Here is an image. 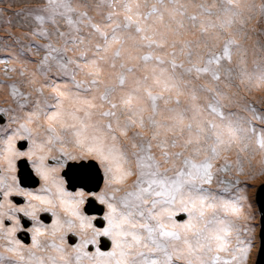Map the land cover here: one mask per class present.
I'll return each instance as SVG.
<instances>
[{
  "label": "snow or ice",
  "instance_id": "1",
  "mask_svg": "<svg viewBox=\"0 0 264 264\" xmlns=\"http://www.w3.org/2000/svg\"><path fill=\"white\" fill-rule=\"evenodd\" d=\"M256 10L241 0H44L18 14L29 32L4 39L42 55L30 75L19 72L35 98L0 81L16 106L4 110L16 127L0 128L11 174H0V264H249L256 226L238 177L253 140L264 153V109L227 89L234 72L240 83L264 84V67L248 70L241 43ZM17 141L31 147L21 151ZM25 158L47 195L20 186L15 162ZM65 169L83 185L74 194ZM101 179L99 191L84 190ZM16 196L28 203L18 206ZM90 199L106 209L100 226L83 211ZM38 212L56 217L51 241L40 240L49 230ZM21 214L35 221L30 247L16 238ZM68 234L78 242L69 246ZM253 264H264V232Z\"/></svg>",
  "mask_w": 264,
  "mask_h": 264
},
{
  "label": "rangeland",
  "instance_id": "2",
  "mask_svg": "<svg viewBox=\"0 0 264 264\" xmlns=\"http://www.w3.org/2000/svg\"><path fill=\"white\" fill-rule=\"evenodd\" d=\"M181 2H185V0H181ZM194 2L199 3L201 2V0H194ZM216 2L223 3L224 0H216ZM43 3L44 0H0V22L11 26L24 23L23 16L18 14H23L26 13L29 9L42 6ZM241 3L252 4L257 6V10L251 14V19L247 23L246 31L249 39L241 41V43H243L244 46L248 49V55L246 57V60H247L248 70L251 72L253 71V69L256 67L257 64H259L261 67H264V15H262L259 12V6L264 4V0H241ZM63 24H64L63 20L59 18L56 20V25L60 26L61 31L64 30ZM48 28L49 31H55V26L52 24H49ZM253 29L254 31H252ZM0 32H4L5 37H7L10 33L14 36H19V35L27 34L29 32V28L24 27V29L19 30L12 27L8 28L6 26H0ZM1 37L2 36L0 35V38ZM28 43H31V41L25 40V44ZM36 43H39V39H36ZM6 46H7V50L0 52V56L2 57L0 58V79H5V82H7V84H10L12 82L21 83L22 84L21 90L26 93L32 92L33 98H35L36 93L33 91L31 87L27 86L26 79L24 77H21L19 74L20 72L19 68L22 67L24 68V66L35 65V67H37L35 63H33L31 60H28V58H31L32 55H28L26 52H22L18 45H12L10 41H8ZM222 46H223V41L221 40L218 46L216 47L215 51L218 53L220 49H222ZM33 51L35 52V49ZM13 55L15 57L19 55V57H23V58H20L19 60L8 59V57H12ZM38 55H42V53ZM4 60H7V63L3 62ZM224 67L227 68L228 65L225 63ZM5 69L8 70L6 71ZM11 69H16V71H11ZM29 71L30 72L32 71L31 67H29ZM83 78L84 77L82 76L77 77V79H83ZM228 84L229 87L227 90L230 91L231 93H234L237 96V98L240 100L241 104L245 101H248L255 103L258 108L264 109V84H258L255 80L252 81L246 80L244 83H240L239 77L235 74V72L233 73L232 79L228 81ZM50 92L51 90L46 88L45 96L48 97L50 95ZM2 96H8V90L5 87L3 90L0 91V105H2L0 107V128H2L5 125L9 126L10 128H15L16 125L14 123H11L12 114L5 115L4 110L9 108L15 109L16 106L14 103H12L11 100H10L11 105H8L5 101L6 99H3ZM49 102H52L50 100V97H49ZM238 108L239 105L234 104L232 106L233 111H237ZM8 118L10 119L9 122L5 123V120H7ZM41 131H43V129H41ZM2 136L3 133L0 132V137ZM29 145L31 146L29 141H17V148L21 147L24 150ZM2 151L3 148L2 146H0V153H2ZM53 154L58 155V153H53ZM228 158L230 162L236 161L237 160L236 152L233 151V153ZM240 159H241V163L243 164L244 171L243 174L240 175L238 178L241 182V185L247 184L249 186L248 199H250L252 203L249 210L251 211L252 217H254V219H251L250 222H252L256 226L255 241H254L256 247L253 249L252 260L249 261V264H253V262L256 260V253L260 248L259 241H260V234L262 233L261 221H260L261 211L259 209V204L257 200V192L259 187H261L264 184V153H261L258 149H256L255 140H253L252 146L242 154ZM30 162L32 163L31 160ZM65 172H68V170L67 169L63 170L60 173V175L64 176L66 181V187L68 188L71 179L68 175L67 176L64 175ZM0 174L6 175V172L3 169L1 163H0ZM231 178L235 179L236 177L232 176ZM40 182H42V179ZM75 184H79V182L73 180L72 186H74ZM101 186L102 183L100 182V184L98 185V189L93 188L94 184L93 186L90 187V189L93 192L99 191ZM212 187L215 191H218L220 195H224L227 198L228 193H224L222 191L223 186L214 184ZM68 191L72 193L71 190ZM91 201L92 203L94 202V200L92 199ZM92 211L97 212V209L94 208V210ZM105 211L106 209L104 208V213ZM241 220L243 221V219ZM241 220H239V223H241ZM49 235H51L50 232H47L45 234V241H49L51 239ZM232 246L235 247V244L233 243ZM38 255H43V254L38 253ZM221 255L222 258H228L227 253H222Z\"/></svg>",
  "mask_w": 264,
  "mask_h": 264
},
{
  "label": "flooded vegetation",
  "instance_id": "3",
  "mask_svg": "<svg viewBox=\"0 0 264 264\" xmlns=\"http://www.w3.org/2000/svg\"><path fill=\"white\" fill-rule=\"evenodd\" d=\"M15 166H16L15 175L19 179L20 186L21 187H23L27 191H29V190L36 191L38 189H43L44 188L42 182H40L36 186H30L27 183H22L21 182V176H23V173L21 172V174L19 175V169H18L17 163L15 164ZM95 182H96V184H94V187L93 188L94 189H98V186H97L98 185V181H94V183ZM76 185H78V184H75L74 185L75 187H74V186H72V184L70 182V184H69V186H68L67 189L68 190H71L72 193L74 194L77 190H80L82 188V187H77ZM12 199H13V202L16 203L18 206H23V204L26 201V198L19 197V196L13 197ZM94 208L97 209V212H93L92 211V210H94ZM83 211L88 216H95V217H97V220L94 221V223H96L97 226H100L103 223L102 219H100V218L105 214L104 213V207L102 205H100L98 202H96L95 200H94L93 203H92L91 199L88 200L85 203V206L83 208ZM100 213H101V215H100ZM37 215L40 217V221L43 224V226L48 229V226L51 224L54 216L50 212H38ZM21 224L23 225V228L25 230L18 231L16 233V238L18 240H20V242L25 247H30L31 244H32V238H33L34 233L33 232H30V231H27V229L35 227L36 226L35 225V221H32L29 218L23 217V215L21 214ZM49 236L52 239L51 235H49ZM51 239L49 241H51ZM40 240H41V242H45V235L41 236L40 237ZM56 242L59 243V241H56ZM77 242H78V238L76 236H74L72 234H68V236H67V244L69 246H71V245H73V244H75ZM2 243H3V241L0 240V244H2ZM106 244H107V246H106ZM101 246H102V249H104V250L109 249L110 246H111L110 245V241H107L106 239L102 240ZM89 250L91 251L92 249L90 248ZM0 251H2V249H0ZM42 254L44 255V253H42Z\"/></svg>",
  "mask_w": 264,
  "mask_h": 264
},
{
  "label": "water",
  "instance_id": "4",
  "mask_svg": "<svg viewBox=\"0 0 264 264\" xmlns=\"http://www.w3.org/2000/svg\"><path fill=\"white\" fill-rule=\"evenodd\" d=\"M18 169H19V175L21 174V172L23 173V176H21V182L22 183H27L30 186H36L40 183L41 179L37 175H35L33 169L30 167V165L26 159H22L19 161ZM73 173H75V174H73ZM98 175H99V173H98ZM68 176L71 179V184H72V181L75 180V181L79 182L78 185L83 186L82 183L76 178V170L75 169H73V171H71V172H68ZM101 180L98 181V185L100 184ZM93 184H96V182L95 183L92 182L91 184H89L88 187L90 188L91 186H93ZM262 187H264V184L261 187H259V189H258L257 200H258V204H259V209L261 211V213H260L261 231L264 232V191H261ZM106 246H107V244H106Z\"/></svg>",
  "mask_w": 264,
  "mask_h": 264
},
{
  "label": "bare ground",
  "instance_id": "5",
  "mask_svg": "<svg viewBox=\"0 0 264 264\" xmlns=\"http://www.w3.org/2000/svg\"><path fill=\"white\" fill-rule=\"evenodd\" d=\"M7 2V1H6ZM215 49L216 48H210V51H215ZM16 57L13 55V60L15 59ZM20 58H22V57H19V59ZM19 59H17V60H19ZM17 60H15V61H17ZM5 83H7V82H5ZM4 89V88H3ZM2 88L0 89V91L1 90H3ZM2 98L3 99H6L5 101H7L6 103L8 104V105H11L10 104V98L8 97V96H2ZM29 147H31V146H29ZM20 150V149H19ZM28 150V149H27ZM26 150V151H27ZM0 163L2 164V167H3V169L5 170L6 169V160L4 159V156L3 155H0ZM51 163V162H50ZM15 164H16V162H15ZM6 172V175H11L10 173H8L7 171H5ZM42 183H44L43 184V186L45 187V182L42 180ZM101 183H102V180H101ZM214 185V184H213ZM29 192H33V193H35V194H37V195H47L46 193H44L43 191H42V189H38V190H36V191H32V190H29ZM28 203V201H27V198H26V201H25V203L23 204V206H25L26 204ZM247 203H249L250 205H252V203H251V200L250 199H248V202ZM57 211L58 212H60V215L61 216H63V212H62V210H60V209H57ZM244 212H245V216H251L252 217V214H251V211L249 210V207H245V209H244ZM55 219H56V217H53V220H52V222H51V224L48 226V229H49V231H50V229H51V227H52V225H53V222L55 221ZM250 222V221H249ZM237 223H239V221H237ZM241 223H243V221L241 220ZM251 224H253L252 222H250ZM254 225V224H253ZM255 231H256V227H255ZM57 241H59V240H57Z\"/></svg>",
  "mask_w": 264,
  "mask_h": 264
},
{
  "label": "trees",
  "instance_id": "6",
  "mask_svg": "<svg viewBox=\"0 0 264 264\" xmlns=\"http://www.w3.org/2000/svg\"><path fill=\"white\" fill-rule=\"evenodd\" d=\"M20 13H22V12H20ZM22 23H20V24H18V25H13V26H11V25H7V24H4V23H1L0 22V26H6V27H8V28H10V27H12V28H15V29H19V30H22V29H24V27H21L20 25H21ZM0 35L2 36L1 38H0V52H3V51H6L7 50V46H6V44L8 43V41H6L4 38H5V33L4 32H0ZM39 43H44V41H42V40H39ZM21 55H24V54H21ZM39 56V55H38ZM38 56L37 55H32L31 56V58H28V60H31V61H35V60H38ZM13 57V56H12ZM0 58H2L1 56H0ZM23 58V57H22ZM29 67H31V69L33 70L34 68H36L35 67V65H29V66H24V68L26 69V71H27V73L30 75L31 74V72L29 71ZM19 69H21V68H19ZM0 81H4L5 82V79H0ZM3 89L4 87H0V89ZM48 97H50V95L48 96ZM51 100V99H50ZM2 105H0V107H1ZM259 243L261 244V234H260V241H259Z\"/></svg>",
  "mask_w": 264,
  "mask_h": 264
},
{
  "label": "clouds",
  "instance_id": "7",
  "mask_svg": "<svg viewBox=\"0 0 264 264\" xmlns=\"http://www.w3.org/2000/svg\"><path fill=\"white\" fill-rule=\"evenodd\" d=\"M32 169H33V171H34V167H32V166H30ZM35 172V171H34ZM35 175H36V173H35ZM77 187H83V186H80V185H77ZM85 189H87V190H89V187L88 188H85ZM87 190H85V191H87Z\"/></svg>",
  "mask_w": 264,
  "mask_h": 264
}]
</instances>
